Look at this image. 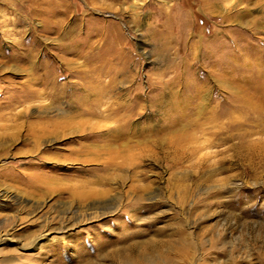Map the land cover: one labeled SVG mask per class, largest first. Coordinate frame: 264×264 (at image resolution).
I'll return each mask as SVG.
<instances>
[{
    "label": "rangeland",
    "instance_id": "rangeland-1",
    "mask_svg": "<svg viewBox=\"0 0 264 264\" xmlns=\"http://www.w3.org/2000/svg\"><path fill=\"white\" fill-rule=\"evenodd\" d=\"M77 67L117 74L105 106L137 88L125 145L114 120L80 115ZM220 71L236 129L196 133L198 177L195 159L154 147L174 136L153 133L155 102L198 83L208 111L226 96ZM259 95L264 0H0V264H264Z\"/></svg>",
    "mask_w": 264,
    "mask_h": 264
},
{
    "label": "bare ground",
    "instance_id": "bare-ground-1",
    "mask_svg": "<svg viewBox=\"0 0 264 264\" xmlns=\"http://www.w3.org/2000/svg\"><path fill=\"white\" fill-rule=\"evenodd\" d=\"M91 73L90 69L83 70L78 67L75 68V77L78 82L74 83V87L76 93V103L80 109V115H90L94 117H101L102 119L114 120L115 126L111 128L110 132L115 136L117 141L122 142L120 143L121 145H125L123 143L125 142L126 134H128V132L132 129H135L137 126L132 120L134 114H136L137 108L140 105L139 94L136 92L137 88H134V91L132 90L134 92L133 95L135 96H133L129 102L116 101L115 106L113 107L105 106L107 102H104L103 99L108 93L114 91L116 86L114 80L116 79L117 74L115 73L108 82H104L100 78L101 73L96 72L95 76ZM225 73L226 72L224 71H220L218 73V77L220 79L217 80L221 81L222 78V81H225L224 85L226 87V96L223 100L214 98V101H212L211 104L208 103V106L210 105L208 111L206 110L208 109L206 103L202 98V94L204 93L203 86L198 83L192 85H187V83L184 84V88L181 91L182 93L180 91L173 90L170 86V90L168 87L166 89H162L161 91L163 94L161 93L159 99L155 102L158 107H161V112L163 114V118L161 119H163V124H160L159 126L157 125L158 127L153 129V133L166 132L172 133L174 136L168 139L160 138L154 140V147H158L161 150L166 149L168 151H172L175 161H181L184 160V158L195 159V163L192 165V168L198 171V177L205 174V172L207 173L209 170L205 165L206 158L197 156L201 146H191L196 143V137H194L196 133H203L207 129H210L212 130V134L214 136L219 134L223 135V138L221 139L222 142H227L230 140L234 130L236 129L234 112L238 106V101L234 95V79H232V77L225 76ZM182 80L184 82V79ZM166 90H169V93H167ZM257 99L264 101V95H259ZM239 101L240 104L247 107V111L250 113V110L253 109L251 100L249 98H243ZM152 104L153 103L151 102V106ZM102 105L104 106L103 108H101ZM221 118H225L226 122H217ZM200 119H204L205 121L201 123ZM260 119L263 120L264 115H261L259 117V120ZM263 122L264 120L260 123ZM145 130L149 131L150 127H147ZM182 130H184V133L180 132ZM214 143H217V141ZM127 144H132V142L129 141L126 145ZM241 144L238 145L237 149L244 148L241 147L243 146ZM248 148L249 147L246 145L247 150ZM125 150L129 152L131 149ZM128 152L121 155L123 158L122 160L125 159V162H129L131 160L132 154H129ZM186 178H188V173H183L178 179V183H183Z\"/></svg>",
    "mask_w": 264,
    "mask_h": 264
}]
</instances>
